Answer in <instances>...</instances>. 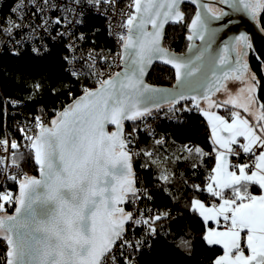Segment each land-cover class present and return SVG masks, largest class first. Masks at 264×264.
<instances>
[{"label": "snow or ice", "instance_id": "snow-or-ice-1", "mask_svg": "<svg viewBox=\"0 0 264 264\" xmlns=\"http://www.w3.org/2000/svg\"><path fill=\"white\" fill-rule=\"evenodd\" d=\"M84 2L91 6L107 4L113 10L116 4V0H70L65 7L57 5L55 0H15L11 8L15 19L7 18V23L0 26V33L12 37L15 32L27 29L22 39H28L35 38L40 31L47 34L53 26L62 23H79L69 20L67 15L51 19L48 12L59 8L80 15L72 5ZM184 2L129 0L127 10L120 11L122 19L116 25L121 30L116 33L119 51L111 60L95 50L79 57H62L70 66L82 61L79 69L70 67L66 71L76 80L94 78L96 87H84L83 94L51 120L46 121L43 115L34 117L36 131L25 135V139L38 176L24 172L8 174L7 163L0 157V174L18 185L15 195L0 192V248L3 249L0 264H138L136 254L151 247L150 240L159 234L155 222L168 216V213L152 216L150 209L127 211L123 206L135 207L141 198H152L147 189L138 187L140 182L133 169L134 157L141 153L153 156L151 151L134 149L138 139L135 121L152 115L146 101L161 93L168 94L165 99L170 105L167 113H173L171 118L177 112H190L193 108L206 117L212 142L217 146L216 164L208 182L203 188L199 184H193L192 188L207 192L218 202L206 206L194 197L189 205L205 224L212 221L220 226L223 222V230L209 227L202 236L207 245L223 249V254L212 264H264V103L256 108L253 83L256 77L254 74L246 77L249 65L245 58L251 44L247 35L241 33L230 45H225L223 54L214 53L212 42L216 29L211 23L227 13L190 0L202 10L188 23L181 7ZM234 5H242L253 19L264 14V0H234ZM28 8L34 10L30 16L26 12ZM169 23L185 24L191 32L187 39L199 38L203 45L190 44L189 52L196 47L193 55L172 51L165 45V25ZM57 35L70 33L65 29ZM78 39L85 38L80 35ZM67 47L75 51L72 43ZM31 51L43 57L50 50L42 45L33 46ZM230 51L235 53L234 59L228 55ZM13 54L19 55L16 51ZM98 58L108 68L121 70L105 74L98 66ZM156 61L171 65L177 82L174 87L184 85L187 91L170 93L168 89L147 84L145 76ZM229 79L241 82L244 87L222 101L214 99L221 91L230 93L225 83ZM45 80V77L35 80L31 90L44 91ZM47 88L53 94L57 91L50 85ZM181 100H191L192 106L178 108ZM227 105L243 109L255 123L242 117L239 111H230V122L213 111ZM152 107L159 110L161 104L154 103ZM126 121L133 122L131 131H126ZM108 125H113L114 130L109 131ZM145 127L152 135L151 126ZM241 137L243 143L239 142ZM163 142L156 140L155 144ZM0 146L7 151L8 141L0 140ZM18 147L15 141L10 144L13 150ZM183 150L187 152L183 159L196 160L208 155L189 144L183 145ZM241 152L247 154L248 161L229 162L230 155L239 156ZM11 166L20 168L16 152L11 154ZM192 167L195 169L197 165L193 163ZM160 179L169 182V175L162 173ZM5 204L15 205L14 214L7 212ZM139 226H144L143 237L130 239L128 233ZM180 243L191 255V242L182 239Z\"/></svg>", "mask_w": 264, "mask_h": 264}, {"label": "trees", "instance_id": "trees-1", "mask_svg": "<svg viewBox=\"0 0 264 264\" xmlns=\"http://www.w3.org/2000/svg\"><path fill=\"white\" fill-rule=\"evenodd\" d=\"M186 14V20L190 23L195 8L189 5L182 7ZM259 25L264 32V14L258 16ZM93 25L102 28L95 36V45L100 47L107 44V36L104 28V21L94 19ZM185 24L167 29L165 45L176 53L185 52L189 46L186 40ZM63 44H56L50 53L38 57L31 50H26L18 57L4 52L0 56V137L4 133L6 124L5 101L20 100L24 102L23 111L32 115H43L48 121L54 115L72 102L73 99L82 95L80 84L74 80L66 71V63L62 59L65 56ZM252 70L255 72L258 90V99L264 103V69L261 63L253 59ZM45 77L46 88L42 92L34 93L31 90L35 80ZM148 82L156 86L171 87L175 83V73L160 65H156L149 77ZM47 85L57 91L53 94L48 90ZM71 92V95L69 93ZM190 107L188 101H180L177 105ZM7 107L11 110L10 104ZM170 105L161 107L155 112H167ZM231 109L221 110L222 115L228 116ZM9 125H12L9 123ZM159 131L166 136L163 145L157 146L152 140L142 137L139 143L140 149L153 151L152 157L144 156L143 163L148 167L143 169L144 183L150 191L152 200L151 206L158 212H167L168 216L163 217L155 223L159 234L151 239V247L137 255L138 264H212L213 260L223 254V249L216 246H209L202 236L207 225L198 213L191 211L190 201L198 198L207 200L210 204L214 199L207 192L196 191L193 184H199L203 188L208 182L211 169L216 164V156H212L214 146L211 142V134L208 124L198 110L190 111L182 123L163 124ZM191 144L199 147L208 155L193 160L183 159L187 152L183 145ZM181 159H177V157ZM23 170L30 176L38 174L31 155L17 157ZM195 163L197 167L193 169ZM169 175V182L160 179L161 174ZM129 211L128 204L124 206ZM15 208L11 211L14 214ZM191 242V255L181 245V240Z\"/></svg>", "mask_w": 264, "mask_h": 264}, {"label": "built area", "instance_id": "built-area-1", "mask_svg": "<svg viewBox=\"0 0 264 264\" xmlns=\"http://www.w3.org/2000/svg\"><path fill=\"white\" fill-rule=\"evenodd\" d=\"M128 2L129 0H116L115 10H113V8H110L107 4L91 6L88 5L86 2H84L80 5H72L77 9L78 13H81L80 15H77L76 13L62 12L59 8L52 9L48 12V16L51 19H55L57 16L63 17L64 15H67L69 20H73V21L79 20L80 22L79 23L73 22L71 24L62 23L60 26H53L50 29L49 33L47 34L44 33L43 31H40L36 34L35 38L29 37L28 39H22L23 36L28 31L27 29H24L23 31L15 32L12 37L0 33V56L4 52H9L12 56L18 57L24 51L31 50L33 46L40 47L42 45H47V47L51 51L52 47L55 46L56 44H63L66 52L65 55L69 57H71L72 55H76L77 57H79L81 56V54L86 55L89 50H95V52L102 53L103 55L107 56L109 60H111L112 57L116 54V52L119 51V44L116 39V33L120 32L121 30L118 27H116V25L121 22L122 18L120 16V11L127 10L126 6ZM14 3L15 0H0V26L7 23V18L15 19V14L11 13V8L14 6ZM55 3L57 5L67 7L70 4V0H55ZM33 11L34 10L32 8L26 9V12L28 13L29 16ZM96 18L104 21L103 30H105L107 36V44L103 43L100 47H97L94 43L96 34L100 33L102 30V28L92 24L93 20ZM65 29H67L70 35H66V36L57 35L58 32H63L65 31ZM80 35H83L85 39L82 41L79 40L78 37ZM17 40H21L22 42L20 44H17L16 43ZM69 43H72L75 46V51L68 49L67 45ZM14 51L18 52L19 55H14L13 54ZM82 63H83L82 61H77L72 66L66 64L67 66L66 69H69L70 67H75L79 69ZM97 63L98 66L105 72V74L121 70L120 68H115V67L108 68L104 62L99 60V58ZM73 79L76 80L75 78ZM76 81L79 82L80 84V91L82 94H83L82 89L84 87H88V88L96 87L94 78L81 77L80 80H76ZM5 104H6V113H5L6 124L4 128V133L0 137V140H7L9 147L8 150L5 151L3 146H0V157H3L7 163L8 174L17 173V172L26 173L21 165L19 170L11 166V154L12 152H16L17 157L21 156V154L23 156H28V155L32 156L31 150L27 146L28 141L25 139V135H32L36 131V129L33 127L34 117L36 115L25 113L22 110L24 106L23 101L16 99L9 101L7 100L5 101ZM8 104H10L11 110L7 107ZM194 110L195 109L193 108V111ZM166 113L167 112H155V110H153L151 116L146 117L144 120L135 121V126L137 127V138H138L136 144L134 145V149L136 151L140 150L139 143L142 137L148 138L152 140L154 143L156 140H163L165 142L166 135L159 131V127L165 123L167 124L182 123L190 112H177L175 113V118H171L173 117V113H167V115ZM9 123H11L12 125H9ZM146 124L151 126L150 130L153 133L152 135H149V129L145 127ZM132 127H133V122H129V121L125 122L126 131H131ZM21 129H24V131L22 132ZM13 141L17 142L19 145V147L15 150L10 148V144ZM164 142L160 145L157 144L156 145L161 146L164 144ZM239 142L243 143V140H240ZM211 155L216 156L215 151L212 152ZM142 160L143 158L141 157V154L134 157L133 169L140 182L138 184V187H141L142 189H147L148 193L150 194V191L146 186V184L144 183V178H143V169L148 170V167L143 163ZM248 160L249 158L247 154H244L243 152H241L239 156H235V155L229 156L230 163L243 164ZM0 192H11L14 195L17 194L18 193L17 182H13L10 179H6L5 175L0 174ZM151 200L152 198L151 199L141 198L140 200L137 201L135 207L132 204H128L129 211H136V209H141V210L150 209L151 210L150 215L152 216H155L158 213H167L165 211L158 212L157 210H155L150 204ZM204 202L207 203L208 201L205 200ZM5 208L7 212L11 214V211L15 208V205L5 204ZM137 215H139L138 212ZM143 234H144V226H139L134 229V232L130 231L128 233V236L130 239H138V238H142ZM147 248L148 247H145L139 253H137L136 259H137V255L145 251ZM2 250L3 249L0 248V251Z\"/></svg>", "mask_w": 264, "mask_h": 264}, {"label": "water", "instance_id": "water-1", "mask_svg": "<svg viewBox=\"0 0 264 264\" xmlns=\"http://www.w3.org/2000/svg\"><path fill=\"white\" fill-rule=\"evenodd\" d=\"M207 3H208L207 0H198V4L200 6L205 5ZM185 5H189V6H192L193 8H195V13L198 10H202V8L198 7V5H194V4L190 3V0H185V2L181 5V7H183ZM227 10H228L227 11L228 12V14H227L228 16L225 19H223V20H221V19L212 20L211 27L213 29H216L215 36H214V39H213V42H212V51L214 53L222 54V51H223V48L225 47V45H230L232 40H233V38L236 37L237 34L243 33L245 35H249L252 51L254 52L257 60L261 63V65H262V67L264 69V32L262 31V29H261V27L259 25V22L254 21V19L251 16H248L246 13H244V11L240 8V6H238L235 10L233 8H230V9H227ZM195 13H194V15H195ZM194 15H193V17H194ZM228 23H230L229 26H227ZM178 26H179V24H172V23H169V24L165 25V33H167V29L169 27H178ZM150 28H151V26L149 25V29ZM186 32H187L186 40L188 41L189 45L192 44V45H194L196 47L203 45L204 42L199 40V38H194L192 41H189L187 39L188 35H191V32L189 31L188 27L186 29ZM165 38H166V36H165ZM196 47H193L192 52H189V49L187 48L185 52L178 53V54L187 53L188 55H193L195 53V51H196ZM228 55H230L232 57L231 51L228 53ZM156 65L164 66V67L172 70L175 73V70L171 67V65H165L162 62L156 61L150 67L148 73L145 76V82L147 84H149L152 87H156V88L168 89V90H170V93H175L178 90L187 91V89L185 88L184 85H178L177 87H174V85H177L176 80H175V83L173 84V86H171V87H168V86H156V85L150 84L148 82V77H149L152 69ZM167 95L168 94H164V93L153 94L151 96V98L146 101V103H147V105L149 107H151L152 111L156 110L155 107H152V105L154 103L161 104V107L168 106L169 104L166 102V99H165V97ZM181 101H185V100H181ZM187 101L192 104L191 100H187ZM202 102L203 101H201V103ZM107 128H108L109 131L114 130V126L113 125H108ZM38 175H39V173L37 175H34V176H38ZM123 206H125V205H123Z\"/></svg>", "mask_w": 264, "mask_h": 264}, {"label": "flooded vegetation", "instance_id": "flooded-vegetation-1", "mask_svg": "<svg viewBox=\"0 0 264 264\" xmlns=\"http://www.w3.org/2000/svg\"><path fill=\"white\" fill-rule=\"evenodd\" d=\"M208 3L207 5L212 8L214 11L216 12H219V10H223L225 13L228 14V10L227 9H230V8H233L234 10L237 8V6L234 5V0H229V3H223L222 0H207ZM240 8L243 10V6L240 5ZM244 11V10H243ZM244 13H246L244 11ZM247 14V13H246ZM248 15V14H247ZM228 15H225L221 18V20L225 19ZM250 16V15H248ZM232 18V17H231ZM254 21L258 22V17L254 19ZM232 24V23H231ZM230 23L227 24V26H229ZM240 34H237L236 36H239ZM247 37L249 38V35H247ZM249 42H250V39H249ZM224 49V48H223ZM247 53L248 55L246 56V61L249 65V70H252V61L253 59H256V56L254 54V52L252 51V48L250 47L249 49H247ZM222 54H223V51H222ZM231 55H232V58L234 59L235 57V53L231 52ZM230 56V55H229ZM231 57V56H230ZM234 67V65H233ZM231 79L225 81V83L227 84ZM218 93H216L215 95H217ZM127 210V208H126ZM128 211V210H127Z\"/></svg>", "mask_w": 264, "mask_h": 264}, {"label": "rangeland", "instance_id": "rangeland-1", "mask_svg": "<svg viewBox=\"0 0 264 264\" xmlns=\"http://www.w3.org/2000/svg\"><path fill=\"white\" fill-rule=\"evenodd\" d=\"M252 74H254L255 77H256V74H255V72H254L253 70H249L248 74H246V77H247V76H250V75H252ZM256 81H257V77H256V80L253 81V83H254L255 85H256ZM227 86H228V88L230 89V93H229V92H225V91H221V92L219 93V101H222V100L226 99L227 96H228L229 94L235 95V94L237 93V91H238L240 88L244 87V85H243L241 82L234 81V80H230V81L227 83ZM245 95H246V94H245ZM254 95H255V97H256V108H258V106H259V104H261V102H260L259 99H258L257 85H256V87H255ZM201 104H202V103H201ZM202 106H203V107H207V105H204V104H202ZM230 106H231V105H227V106H225V107H221V108L225 109L226 107H230ZM231 107H232V106H231ZM221 108H219V109H221ZM256 108H254L253 111H255ZM235 109H236L237 111H243V109H240V108H235ZM226 110H227V109H226ZM206 204H207V205H211L212 203L210 204L209 202H207Z\"/></svg>", "mask_w": 264, "mask_h": 264}, {"label": "crops", "instance_id": "crops-1", "mask_svg": "<svg viewBox=\"0 0 264 264\" xmlns=\"http://www.w3.org/2000/svg\"><path fill=\"white\" fill-rule=\"evenodd\" d=\"M220 93V92H219ZM219 93L217 94V95H215L213 98L214 99H216V100H218L219 101ZM202 104H204V102H202ZM204 105H206V104H204ZM228 110V109H231L232 111H237L235 108H233V107H226L225 109H223V108H221V109H213V111H216L217 112V114H219V115H222L221 113H220V111L221 110ZM240 113H241V116L242 117H245V118H248V119H250V120H252V122L253 123H255V121L252 119V117L249 115V113H245L244 111H239ZM201 114V113H200ZM202 115V114H201ZM229 115V117L228 116H225V115H222V116H225V118H227V119H229V122H230V120H231V118H230V114H228ZM203 116V115H202ZM204 117V116H203ZM204 119L206 120V122H207V119H206V117H204ZM207 124H208V122H207ZM208 127H209V129H210V134H211V128H210V125L208 124ZM239 139V141L240 140H243V138L241 137V138H238ZM211 142H212V139H211ZM244 142V141H243ZM212 145L214 146V148H216L217 146L216 145H214L213 144V142H212ZM234 148L236 147L235 145L233 146ZM252 191L254 192V193H256V194H259L258 193V191H257V189H255V188H253L252 189ZM215 202H218L217 201V199L215 198L214 199V203ZM206 206H210V205H207L206 204ZM202 218V217H201ZM203 219V218H202ZM207 228H209V227H213V228H217L218 227V230H223V228H224V225H223V222L221 223V225L220 226H217L214 222H212V221H209L207 224ZM216 247H220V248H222L221 246H216Z\"/></svg>", "mask_w": 264, "mask_h": 264}]
</instances>
